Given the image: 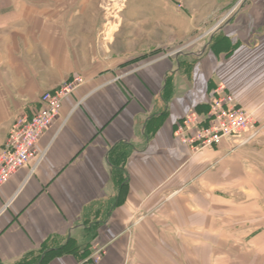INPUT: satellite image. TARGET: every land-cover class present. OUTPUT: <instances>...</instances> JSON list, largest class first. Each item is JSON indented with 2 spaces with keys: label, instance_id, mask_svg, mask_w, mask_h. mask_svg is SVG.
<instances>
[{
  "label": "crops",
  "instance_id": "obj_1",
  "mask_svg": "<svg viewBox=\"0 0 264 264\" xmlns=\"http://www.w3.org/2000/svg\"><path fill=\"white\" fill-rule=\"evenodd\" d=\"M102 8L0 0V150L42 95L84 78L42 136L36 171L0 189V264H81L96 249L100 264H138L156 197L198 184L207 162L230 153L223 141L191 155L175 135L182 119L205 113L224 87L264 125V0L204 18L216 19L212 35L190 53H176L193 30L181 16L157 28L106 21ZM204 27L197 18L195 31Z\"/></svg>",
  "mask_w": 264,
  "mask_h": 264
},
{
  "label": "rangeland",
  "instance_id": "obj_2",
  "mask_svg": "<svg viewBox=\"0 0 264 264\" xmlns=\"http://www.w3.org/2000/svg\"><path fill=\"white\" fill-rule=\"evenodd\" d=\"M245 1L101 0V4L106 21L120 15L125 21L158 28L168 13L181 16L193 30L174 45H186L190 53L200 35H205L204 42L212 35L216 19L204 18H226ZM197 18L203 19L205 30L195 31ZM247 111L260 129L253 140L230 147L223 160L207 162L198 184L193 179L188 185H173L171 195L156 197L155 211L149 214L154 228L138 264H264V125L258 119L260 111Z\"/></svg>",
  "mask_w": 264,
  "mask_h": 264
},
{
  "label": "built area",
  "instance_id": "obj_3",
  "mask_svg": "<svg viewBox=\"0 0 264 264\" xmlns=\"http://www.w3.org/2000/svg\"><path fill=\"white\" fill-rule=\"evenodd\" d=\"M187 48L183 46L176 53ZM83 83L81 75L72 77L59 89L42 95L40 108L31 115L16 120L0 150V189L23 168L30 167L31 173L36 171L44 156L39 149L42 136L59 118L64 101ZM259 132L253 117L224 87L215 91L205 113L191 112L175 128V135L193 154L212 149L223 141L230 147H239L253 140ZM104 254L103 249H96L81 264H100Z\"/></svg>",
  "mask_w": 264,
  "mask_h": 264
},
{
  "label": "trees",
  "instance_id": "obj_4",
  "mask_svg": "<svg viewBox=\"0 0 264 264\" xmlns=\"http://www.w3.org/2000/svg\"><path fill=\"white\" fill-rule=\"evenodd\" d=\"M207 110V109H206Z\"/></svg>",
  "mask_w": 264,
  "mask_h": 264
}]
</instances>
